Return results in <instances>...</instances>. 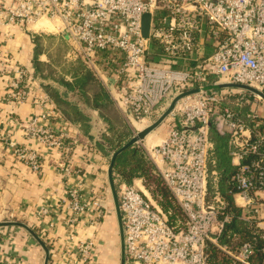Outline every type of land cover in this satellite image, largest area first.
<instances>
[{
  "label": "built area",
  "instance_id": "obj_1",
  "mask_svg": "<svg viewBox=\"0 0 264 264\" xmlns=\"http://www.w3.org/2000/svg\"><path fill=\"white\" fill-rule=\"evenodd\" d=\"M43 21L67 42V58L91 71L134 124L156 121L175 97L196 91L176 102L165 137L147 149L181 216L172 221L143 184H119L125 264H264V0H0L6 102L39 111L21 121L29 145L1 130L0 143L33 172L46 158L58 168L65 193L56 209L66 216L53 264H93L95 240L86 233L105 208L81 189L82 168L71 160L78 132L6 49L12 32L31 37ZM221 84L254 91L215 88ZM211 128L230 146V200L209 169ZM50 210L40 207L38 220ZM234 220L244 225V242L227 230ZM0 264L15 262L1 253Z\"/></svg>",
  "mask_w": 264,
  "mask_h": 264
},
{
  "label": "crops",
  "instance_id": "obj_2",
  "mask_svg": "<svg viewBox=\"0 0 264 264\" xmlns=\"http://www.w3.org/2000/svg\"><path fill=\"white\" fill-rule=\"evenodd\" d=\"M12 34L13 38L6 42V49L9 51L10 57L26 68L28 74L35 79L36 85L41 88L42 92L46 93L40 77L34 75L32 60L35 45L32 38L28 34L17 31L12 32ZM201 50L209 51L208 47H203ZM39 59L42 62H48L44 54H41ZM10 78L0 75V119L3 121L0 123V130L8 135L10 140L22 145H29L30 142L22 136L21 121L29 120L39 111L30 102L19 107H14L12 103L6 102L9 92L6 85ZM50 83L59 93H64L59 84L54 81H50ZM66 95L67 99L72 101V96L76 94L69 92ZM72 102L88 117V135L95 136V138L100 137L102 131H99L97 126L102 122V118L99 112L83 101L73 100ZM167 121L166 119L151 131L141 143L135 144L144 150L149 159L147 149L165 137ZM154 122H146L141 125L134 124L135 131L139 132ZM73 126L78 133L76 135L77 144L73 148L71 160L76 167L82 168L84 185L81 189L89 202L95 198L101 200L106 193V185L109 186L107 173L113 152L108 150L100 152L90 145L85 148L86 141H80L82 132L77 126ZM153 134H156L157 140L152 142ZM55 157L57 159L59 156L57 157L55 154ZM133 183L142 184L141 180H134ZM64 193L63 181L54 162L46 158L41 171L33 172L13 159L11 153L0 143V254L6 253L15 264H44V249L38 241L26 229L4 224L17 222L26 225L38 235L49 250L48 264H53L56 261L55 253L59 246L57 241L60 240L65 231L63 219L66 215L56 209L57 203ZM42 206L52 207V210H50L49 215L39 221L36 213ZM103 206L106 210V206ZM97 226L88 228L86 237L91 235L92 238H100L99 227ZM82 227V223L78 225L80 238H84Z\"/></svg>",
  "mask_w": 264,
  "mask_h": 264
},
{
  "label": "trees",
  "instance_id": "obj_3",
  "mask_svg": "<svg viewBox=\"0 0 264 264\" xmlns=\"http://www.w3.org/2000/svg\"><path fill=\"white\" fill-rule=\"evenodd\" d=\"M31 38L35 45L32 60L34 75L40 77L45 92L63 116L82 132L80 141H86L88 145L100 152L105 150L114 152L122 147L131 130L128 129L126 133L117 134L116 123L113 119L115 117L111 116L112 110L116 108L101 82L79 60L67 58L70 49L63 37L40 35L33 32ZM46 40H51L53 43L47 46ZM41 54L47 57V63L40 61L39 56ZM50 81L59 84L64 93H59ZM69 92L76 94L75 96L80 97L85 104L99 112L102 121L108 125L109 133L105 129L98 138L88 135V117L72 101L67 99L66 94ZM210 137L214 148L209 169L217 173L219 189L222 195L230 200V179L234 173V168L229 155L228 139L226 136L218 135L213 128L210 129ZM113 173L119 178L120 183L125 185H132L134 180H141L144 188L152 195L161 209L172 211L170 217L172 221L176 216H181V212L157 173L155 166L140 146L133 145L122 152L115 160ZM243 228L244 225L236 220L227 226V230L237 235V243L246 240L247 234Z\"/></svg>",
  "mask_w": 264,
  "mask_h": 264
},
{
  "label": "rangeland",
  "instance_id": "obj_4",
  "mask_svg": "<svg viewBox=\"0 0 264 264\" xmlns=\"http://www.w3.org/2000/svg\"><path fill=\"white\" fill-rule=\"evenodd\" d=\"M42 24V23H41ZM43 24H46L49 28L46 27L44 29L43 27H37L35 30H30L31 32H34L35 34H40V35H48V36H55L58 37L59 35L57 34L56 27H53L50 24H47L43 21ZM40 29V30H38ZM42 29V30H41ZM49 43V44H48ZM53 41H47L46 44L47 46L52 44ZM224 92L231 90L233 93L237 94V89L236 88H223L222 89ZM81 98L78 96H72L71 100L73 101H82L80 100ZM115 110H112L111 116L115 117L114 123H116V128H117V134L120 135L122 133L128 132V129H130L131 133L123 143H127L133 136L136 135V131L134 128V123L114 104ZM166 108V106H165ZM167 125V124H166ZM99 131H104L107 129L108 131V125L105 122H101L97 126ZM156 134L151 137V141H156L157 139ZM141 143V142H139ZM122 146V145H121ZM114 174V173H113ZM114 179V185L116 189V193L119 190V178L114 174L113 175ZM134 184V183H133ZM136 186L142 189L140 184L135 183ZM100 203L102 205L106 206V210L104 213L103 218L99 221L98 223V231L100 238L94 237L93 239L95 240V245L96 247L93 250V253H96V257L93 258V264H120V249H119V235H118V225H117V219L114 211V204H113V199H112V194L111 190L108 185H106V193L104 194V197L101 199ZM104 207V206H103ZM110 240V241H109ZM92 253V254H93ZM96 259V261H94ZM91 262V261H90Z\"/></svg>",
  "mask_w": 264,
  "mask_h": 264
},
{
  "label": "water",
  "instance_id": "obj_5",
  "mask_svg": "<svg viewBox=\"0 0 264 264\" xmlns=\"http://www.w3.org/2000/svg\"><path fill=\"white\" fill-rule=\"evenodd\" d=\"M147 30H148V16H144L143 17V21H142L143 36H146ZM229 87H233V88H237L238 87V88H241V89L254 91L252 88L247 87V86H236V85H230V84L217 85L215 88L221 89V88H229ZM194 92H196V91L195 90L188 91V92H186L184 94H181V95L175 97L173 99V101L170 103L169 107L166 109V111L161 115V117H159V119H157L154 123H152L148 127H146L143 130L139 131L127 143H125L122 147H120L119 149L114 151L112 153V155H111L107 174H108V183H109V187H110L111 194H112V199H113V204H114V211H115V215H116V219H117V225H118L120 264H125V253H124V246H123L121 214H120L119 207H118V198H117V193H116V189H115V185H114V179H113V175H114L113 174V167H114L115 160L122 152H124L126 149L132 147L133 145L138 144L139 142L143 141V139L151 131H153L156 127H158L165 120V118L168 116V114L174 108L176 102L180 98L184 97L185 95L194 93ZM4 224H10V225H14V226H18V227H22V228L26 229L32 235V237H34V239H36L38 241V243L43 247L44 253H45L44 264H48V262H49V250L46 247V245L44 244V242L38 237V235L34 231H32L26 225L21 224V223H17V222L4 223Z\"/></svg>",
  "mask_w": 264,
  "mask_h": 264
},
{
  "label": "bare ground",
  "instance_id": "obj_6",
  "mask_svg": "<svg viewBox=\"0 0 264 264\" xmlns=\"http://www.w3.org/2000/svg\"><path fill=\"white\" fill-rule=\"evenodd\" d=\"M37 27H43L44 29H46V27L49 28L46 24H43V23L42 24L41 23L37 24L36 28Z\"/></svg>",
  "mask_w": 264,
  "mask_h": 264
}]
</instances>
